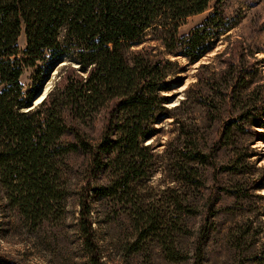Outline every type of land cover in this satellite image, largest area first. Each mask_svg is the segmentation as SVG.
<instances>
[{"label":"rangeland","instance_id":"374dc122","mask_svg":"<svg viewBox=\"0 0 264 264\" xmlns=\"http://www.w3.org/2000/svg\"><path fill=\"white\" fill-rule=\"evenodd\" d=\"M216 7L222 23L233 27L213 34L210 50L195 63L168 54L157 39L167 37L148 32L146 46L178 63L173 71L181 81L172 76L165 110L142 144L144 175L126 185L113 155H105L92 177L97 190L108 191L90 199L104 264H196L201 235L203 264H264V126L257 123L264 114V0H213L179 22L178 36H188ZM18 45L22 52L24 33ZM63 67L23 66L24 97L36 91L30 108L60 81ZM245 70L251 71L248 88L239 83ZM107 118L104 110L85 125L93 144ZM57 166L60 192L36 222L13 203L0 175V257L9 264H91L78 204L93 171L89 154L63 155Z\"/></svg>","mask_w":264,"mask_h":264},{"label":"trees","instance_id":"16d2710c","mask_svg":"<svg viewBox=\"0 0 264 264\" xmlns=\"http://www.w3.org/2000/svg\"><path fill=\"white\" fill-rule=\"evenodd\" d=\"M211 1L0 0L2 184L13 203L36 222L60 192L58 158L76 152L89 154L93 171L85 176L78 204L79 230L91 264L104 262L95 238L90 199L92 192H108L97 190L92 177L105 155H113V168L126 185L144 175L141 163L147 146L142 144L152 136L156 116L165 110L164 93L178 73L173 71L178 63L146 46L148 32L167 37L157 39L168 54L180 52L195 63L210 50L213 34L233 27L222 23L216 7L188 36H178L179 22L203 13ZM223 1L217 0L218 4ZM22 33L26 47L21 52L18 40ZM39 61L49 72L58 64H63L64 71L32 109L36 91L25 98L20 78L23 66L33 67ZM250 76L251 71L245 70L239 82L243 88H248ZM260 94L253 92L255 97ZM104 110L108 118L93 144L85 125ZM257 123L264 126V114L258 115ZM204 241L201 235L196 264L204 263ZM0 264L9 262L0 257Z\"/></svg>","mask_w":264,"mask_h":264},{"label":"bare ground","instance_id":"6f19581e","mask_svg":"<svg viewBox=\"0 0 264 264\" xmlns=\"http://www.w3.org/2000/svg\"><path fill=\"white\" fill-rule=\"evenodd\" d=\"M42 98H43V96L40 98V100H39V101H41V100H42ZM39 101H38V103H39Z\"/></svg>","mask_w":264,"mask_h":264}]
</instances>
